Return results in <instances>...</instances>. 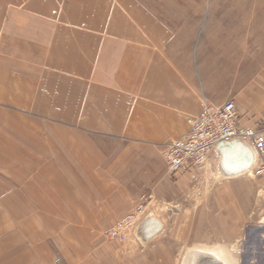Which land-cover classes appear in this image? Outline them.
I'll return each mask as SVG.
<instances>
[{
	"label": "crops",
	"instance_id": "1",
	"mask_svg": "<svg viewBox=\"0 0 264 264\" xmlns=\"http://www.w3.org/2000/svg\"><path fill=\"white\" fill-rule=\"evenodd\" d=\"M199 19L165 0H0V264H166L171 227L141 223L133 255L103 236L145 191L184 205L185 237L237 233L247 208L222 148L204 171L171 173L161 153L204 101L264 107Z\"/></svg>",
	"mask_w": 264,
	"mask_h": 264
},
{
	"label": "rangeland",
	"instance_id": "2",
	"mask_svg": "<svg viewBox=\"0 0 264 264\" xmlns=\"http://www.w3.org/2000/svg\"><path fill=\"white\" fill-rule=\"evenodd\" d=\"M165 2L189 5L192 19H198L200 16L199 20L202 23L200 27H207V38L214 41L217 45H223L225 48V64L228 66L226 68L230 72L233 71L234 75L238 71L240 86L256 78L259 80L256 84V89H261L264 92V0H165ZM174 14L176 15V21H178L181 18L179 16L181 13L176 11ZM228 56L230 59L227 58ZM263 95L257 93L259 98L257 103L262 104L264 102L263 99H260V96ZM239 117L252 119L254 127L264 132V107L259 110V113L248 114L246 111L239 112ZM249 148L253 152L252 163L249 164L245 171L232 174L240 181L239 206L240 208H247V212L243 211V209L239 211L241 219L236 234L215 238L194 235V230L192 229V235L189 234L185 237L181 233L184 225V205H182L181 210L180 205H170L168 202L156 197L152 191H145L143 194L152 193V199L145 207L144 216L136 221V226L133 227L126 240L122 242L108 238L106 234L107 228L123 215L103 229L104 238L116 242L119 249L123 250L131 239L134 241L139 240L136 233L143 227V222L147 221L144 224L146 229L151 227V223H155L160 228V238L166 240L168 238L167 229L171 227L176 230L175 236L169 239L170 245L167 250L169 253H165L166 264H215L214 259L204 254L205 251L213 254L214 252L218 253L225 264H264V172H254L258 155L251 147ZM194 169L204 171L205 168ZM221 172L223 173V171ZM216 179H219V173ZM195 201L194 199L191 208L196 207ZM175 207L178 212L169 214L174 211ZM175 214L178 215L174 220ZM215 214V211H209L207 216L214 217ZM224 214L227 215L226 212ZM190 215H193V217L195 215L196 217L199 213L192 212L191 214L189 213ZM180 216L181 218H179ZM198 222L192 221L196 225L195 228H199ZM141 223L143 224L141 225ZM217 223L216 220L207 218L206 224L208 227L215 226ZM219 250H222V252ZM126 251L132 252L133 255L140 250L133 245L131 250ZM56 260H59V258ZM209 260L210 262H208Z\"/></svg>",
	"mask_w": 264,
	"mask_h": 264
},
{
	"label": "built area",
	"instance_id": "3",
	"mask_svg": "<svg viewBox=\"0 0 264 264\" xmlns=\"http://www.w3.org/2000/svg\"><path fill=\"white\" fill-rule=\"evenodd\" d=\"M240 142L258 155L255 173L264 172V132L254 126L243 125L232 99L215 104L204 101L202 109L189 117L187 132L167 142L161 149L171 173L189 168L203 169L209 164L210 153L225 143ZM152 193L142 194L134 208L107 228L108 238L125 241L144 216Z\"/></svg>",
	"mask_w": 264,
	"mask_h": 264
},
{
	"label": "bare ground",
	"instance_id": "4",
	"mask_svg": "<svg viewBox=\"0 0 264 264\" xmlns=\"http://www.w3.org/2000/svg\"><path fill=\"white\" fill-rule=\"evenodd\" d=\"M235 149L243 150L244 153H246V158L244 160L241 159V161H239V163H237L235 161L236 159L234 160V157L231 154V151H234ZM221 152L223 155H222V159L220 160V166H221L223 173H225V174H237V173H240L242 171H245V169L253 161L252 150L247 145L240 143V142H233L232 145H229L227 148H222ZM233 163H235L234 166H233ZM230 165H232L233 167H231ZM246 172H247V170H246ZM211 251L213 252V250H211ZM219 251L222 252V250H219ZM204 254L210 256L211 259H214L216 262L215 264H225L224 261L220 258L218 253L216 254L214 252V254H213V253L205 251ZM208 262H210V260Z\"/></svg>",
	"mask_w": 264,
	"mask_h": 264
},
{
	"label": "water",
	"instance_id": "5",
	"mask_svg": "<svg viewBox=\"0 0 264 264\" xmlns=\"http://www.w3.org/2000/svg\"><path fill=\"white\" fill-rule=\"evenodd\" d=\"M232 143H233V142H231V143H225V144H223V145L221 146V148H227L229 145H232Z\"/></svg>",
	"mask_w": 264,
	"mask_h": 264
}]
</instances>
